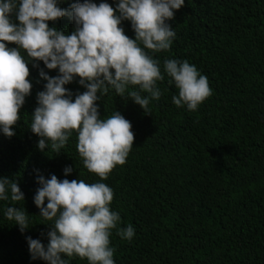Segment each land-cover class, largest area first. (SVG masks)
<instances>
[{
	"label": "trees",
	"instance_id": "1",
	"mask_svg": "<svg viewBox=\"0 0 264 264\" xmlns=\"http://www.w3.org/2000/svg\"><path fill=\"white\" fill-rule=\"evenodd\" d=\"M71 2L64 0L61 7ZM169 23L175 30L172 45L154 55L161 62L174 57L195 64L211 95L195 111L178 108L171 100L177 90L165 77L158 82L162 95L150 102L148 113L112 89L97 101L101 115L105 107L108 113L116 108L134 132L125 162L103 181L113 190L110 207L120 213L118 226L132 224L135 230L130 241L112 230L113 259L115 264H264V0H185ZM57 26L71 31L73 22L64 17ZM122 26L134 36L128 21ZM29 68L31 95L15 134H0V176L17 179L25 200L15 203L30 214V228L22 234L3 216L13 202L0 201V264H45L30 260L25 240L30 235L46 243L48 226L42 223H50L36 216L34 168L45 177L65 178L63 168L71 165L69 180L100 179L83 166L75 132L57 154L36 147L38 137L28 123L44 81L38 69ZM67 87L74 94L84 90L75 81ZM71 264L87 261L74 257Z\"/></svg>",
	"mask_w": 264,
	"mask_h": 264
},
{
	"label": "clouds",
	"instance_id": "2",
	"mask_svg": "<svg viewBox=\"0 0 264 264\" xmlns=\"http://www.w3.org/2000/svg\"><path fill=\"white\" fill-rule=\"evenodd\" d=\"M63 2L0 0V134H15L20 110L31 95V65L44 81L28 123L38 137L36 147L57 154L75 132L83 166L100 179L69 180L71 165L63 168L65 178L51 173L45 177L33 169L36 216L50 223H42L48 226L46 243L25 236L29 258L45 264H71L74 257L87 264H115L112 230L129 241L135 230L132 224L118 226L120 213L110 207L113 190L103 181L125 162L134 132L131 121L116 108L108 113L105 107L101 115L97 101L112 89L148 113L150 102L162 95L158 82L167 77L177 90L172 103L195 111L211 89L207 77L187 59L161 62L154 55L170 49L175 30L169 21L185 0H72L67 8L61 7ZM64 17L73 22L71 31L57 26ZM124 21L130 23L133 37L126 34ZM74 81L84 90L74 94L67 87ZM24 200L17 179L0 176V201L13 202L3 216L22 234L30 228V214L15 202Z\"/></svg>",
	"mask_w": 264,
	"mask_h": 264
}]
</instances>
